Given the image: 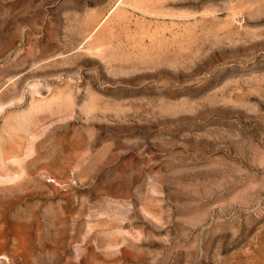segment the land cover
<instances>
[{
  "label": "rangeland",
  "instance_id": "obj_1",
  "mask_svg": "<svg viewBox=\"0 0 264 264\" xmlns=\"http://www.w3.org/2000/svg\"><path fill=\"white\" fill-rule=\"evenodd\" d=\"M0 264H264V0H0Z\"/></svg>",
  "mask_w": 264,
  "mask_h": 264
}]
</instances>
